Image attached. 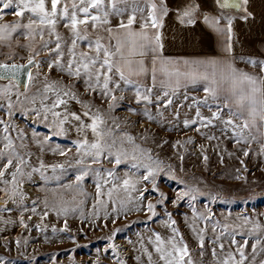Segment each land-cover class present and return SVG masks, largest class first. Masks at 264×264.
Returning <instances> with one entry per match:
<instances>
[{"label":"snow or ice","instance_id":"obj_1","mask_svg":"<svg viewBox=\"0 0 264 264\" xmlns=\"http://www.w3.org/2000/svg\"><path fill=\"white\" fill-rule=\"evenodd\" d=\"M249 8L250 0H0V211L18 210L23 227L25 212L41 220L50 212L64 217L63 228L52 225L53 234L70 231V214L79 212L84 221L103 213L104 227L112 225L105 251L111 250L115 264H127L114 242L126 225L117 221L133 211L144 213L145 221L160 216L167 229H151L147 243L143 233L136 234V264H264V220L233 215L228 208L217 218L212 205L232 198L203 177L181 175L186 154L198 155L207 170L208 147L220 149L224 141L239 146L245 157L257 143L256 154L264 157V53L236 50L235 22L254 19ZM9 14L13 19H5ZM166 19L202 27L216 37L219 52L166 55ZM189 86L203 95L189 92ZM125 101L136 121L116 115ZM17 114L26 125L31 121L49 131L21 127ZM130 124L148 127L134 133ZM152 125L163 131L187 129L209 143L193 136L160 137ZM72 128L77 135L70 145L53 142V136ZM164 145L171 155H162ZM47 153L61 159L48 161ZM225 154L232 157L235 151L225 144L217 152L221 163ZM68 171L73 177L61 183ZM37 175L46 195L33 197L29 207L27 186H37ZM89 176L95 191L85 216ZM161 177L180 185L174 195L161 188ZM52 181L55 187L49 188ZM181 204L190 209L181 213L187 233L169 210ZM91 226H97L94 220ZM36 228L40 231V224ZM128 243L135 247L131 239ZM90 264H99V257Z\"/></svg>","mask_w":264,"mask_h":264},{"label":"rangeland","instance_id":"obj_2","mask_svg":"<svg viewBox=\"0 0 264 264\" xmlns=\"http://www.w3.org/2000/svg\"><path fill=\"white\" fill-rule=\"evenodd\" d=\"M5 19H13L9 14L5 16ZM80 91L83 92L82 85ZM183 93V91H180ZM189 92L193 94L203 95L201 91H195L189 89ZM97 103L99 101L97 100ZM127 101H125L120 107L116 109V115L120 117H127L130 121H136L139 117L133 113L126 111ZM135 107L136 105L133 104ZM73 107L78 108L79 105L73 104ZM186 110V109H185ZM182 110V114L183 111ZM206 113L207 109H203ZM16 123L21 127H27L31 125L36 127L40 133L48 132L49 130L41 124L32 125L31 121H28V125L25 124L24 119L17 114ZM129 131L136 132L142 130L144 127H148L147 124L141 125H128ZM152 128L158 133L160 137H164L170 140L184 139L189 136L195 137L198 143H209L200 137L197 133L184 129L182 131H163L157 125H152ZM202 131H204L202 129ZM215 131V130H211ZM215 134L219 136V132L215 131ZM75 129L65 136H53V142L61 145H70L71 139L76 136ZM215 144L216 141L210 142ZM227 146L229 150L235 151V155L229 157L225 154L224 162L221 163L217 152L221 151L223 147ZM259 145L253 143L251 145V151L249 156H243L242 152L237 149L239 146L234 145L230 141H224L221 144L220 149L214 150L212 147H208L209 162L208 169L205 170L202 159L198 158V155L186 154L184 167L185 172L181 175L191 177L193 175L203 177L209 185H213L216 190L221 192L222 196L232 198L229 204L216 203L212 205L217 218H220L219 214L222 210L228 208L231 209L233 215L237 212L250 213L254 217H258L264 220V157L256 154ZM172 149L168 145H164V152L162 155H171ZM45 159L51 161L53 159H61L60 157H53L51 153H47ZM175 160V157H173ZM243 160V164L240 161ZM178 163V162H177ZM247 168V171H245ZM124 166H121V174L123 173ZM237 169L240 170L241 179L237 180L234 177L237 175ZM73 177L72 171H68L62 178L61 183L66 182L68 179ZM243 177H246V181ZM36 187H34V193L31 194L26 200V204L31 207V200L36 195H40L43 198L46 193L41 190L38 186L44 183L43 180L37 175L35 177ZM161 188L167 192L170 196L175 194V191L180 187L175 181L168 179L167 177L160 178ZM49 188L55 187V181H52L48 185ZM86 190V197H84L85 203L83 210L85 216L91 211L92 197L94 194V183L92 177L86 178L84 185ZM57 192H64L63 189H56ZM71 192L67 193L70 196ZM66 196V198H67ZM71 203V201H69ZM43 205L41 204V208ZM199 207V205H198ZM40 209H38L39 211ZM169 210L174 213L175 218L179 222L181 230L185 233L188 229L183 223V216L181 213L189 212L190 209L186 204H181L179 209L169 205ZM19 215L21 214L18 210H15ZM24 220L27 227L20 225L18 232L10 237L0 239V258H3L4 264H71L74 260L76 264H90L91 261H95L99 257V264H115L112 258L111 250L107 252L105 249L110 243L104 237L108 234L109 228L112 225L109 223L108 227H104L105 221L101 217H90L87 220L82 221L80 213L77 212L74 215L70 214L67 217L68 228L70 231H58L56 234L52 232V225L55 224L57 229L63 228L64 217H59L55 213L50 212L49 216L44 217L43 220L38 215H34L31 212L23 213ZM144 213L133 211L131 215L127 217V220L120 219L117 221L118 225H126L123 232L117 233L115 237V243L120 246L121 257L127 261V264H136L134 256L139 254V244L137 233H143L145 237V243H147L146 237L151 234V229L157 231L166 232L159 220L160 216L154 217L152 221L144 220ZM31 217V219H29ZM95 221L97 226H91V221ZM131 222V223H129ZM40 224L41 230L38 231L36 225ZM80 229H83L80 231ZM73 235L76 240L73 241L68 237ZM47 236V239L45 238ZM17 239L20 240L17 245ZM128 239H131L133 244L128 243ZM237 239H240L239 233ZM25 240L27 243L25 244ZM99 250V251H98ZM251 249L249 248V253ZM55 257V260L53 259Z\"/></svg>","mask_w":264,"mask_h":264},{"label":"crops","instance_id":"obj_3","mask_svg":"<svg viewBox=\"0 0 264 264\" xmlns=\"http://www.w3.org/2000/svg\"><path fill=\"white\" fill-rule=\"evenodd\" d=\"M178 2V0H173ZM250 11L255 13V18L248 21L237 20L236 32L238 43L237 51L264 53V0H250ZM165 54L173 56H199L214 55L219 52L216 37L202 27H182L172 19H166L163 29ZM238 66L244 67L243 64ZM193 89V86H189ZM180 91H184L180 89ZM19 214L14 210L9 213L0 211V217L10 218L11 222L5 223L0 219V239L15 235L20 228Z\"/></svg>","mask_w":264,"mask_h":264},{"label":"built area","instance_id":"obj_4","mask_svg":"<svg viewBox=\"0 0 264 264\" xmlns=\"http://www.w3.org/2000/svg\"><path fill=\"white\" fill-rule=\"evenodd\" d=\"M27 190L30 192V195H31V194L33 195V193H34V187H33V186L28 185V186H27ZM9 206H11V205H9Z\"/></svg>","mask_w":264,"mask_h":264}]
</instances>
